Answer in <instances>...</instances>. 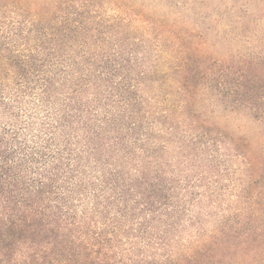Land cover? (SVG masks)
Here are the masks:
<instances>
[{"label":"trees","instance_id":"16d2710c","mask_svg":"<svg viewBox=\"0 0 264 264\" xmlns=\"http://www.w3.org/2000/svg\"><path fill=\"white\" fill-rule=\"evenodd\" d=\"M0 264H264V0H0Z\"/></svg>","mask_w":264,"mask_h":264},{"label":"rangeland","instance_id":"374dc122","mask_svg":"<svg viewBox=\"0 0 264 264\" xmlns=\"http://www.w3.org/2000/svg\"><path fill=\"white\" fill-rule=\"evenodd\" d=\"M221 126H223L230 134H241L251 132L254 134L259 129V124L245 116L240 115H226L218 119ZM244 128L239 130V128Z\"/></svg>","mask_w":264,"mask_h":264}]
</instances>
